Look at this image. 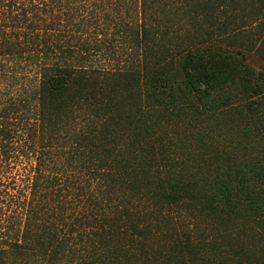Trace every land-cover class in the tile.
Masks as SVG:
<instances>
[{"label": "trees", "instance_id": "1", "mask_svg": "<svg viewBox=\"0 0 264 264\" xmlns=\"http://www.w3.org/2000/svg\"><path fill=\"white\" fill-rule=\"evenodd\" d=\"M264 0H0V264H264Z\"/></svg>", "mask_w": 264, "mask_h": 264}, {"label": "rangeland", "instance_id": "2", "mask_svg": "<svg viewBox=\"0 0 264 264\" xmlns=\"http://www.w3.org/2000/svg\"><path fill=\"white\" fill-rule=\"evenodd\" d=\"M248 62L255 68V70L264 73V63L260 61L258 58L250 54L248 58Z\"/></svg>", "mask_w": 264, "mask_h": 264}]
</instances>
